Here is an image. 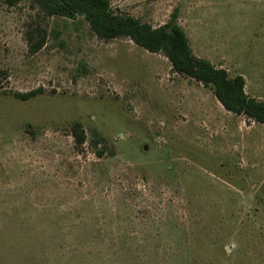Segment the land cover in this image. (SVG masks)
<instances>
[{
	"label": "rangeland",
	"instance_id": "374dc122",
	"mask_svg": "<svg viewBox=\"0 0 264 264\" xmlns=\"http://www.w3.org/2000/svg\"><path fill=\"white\" fill-rule=\"evenodd\" d=\"M108 1L176 23L195 56L264 100L250 15L264 0ZM36 25L45 44L30 53ZM0 264H264V123L162 52L0 0Z\"/></svg>",
	"mask_w": 264,
	"mask_h": 264
},
{
	"label": "trees",
	"instance_id": "16d2710c",
	"mask_svg": "<svg viewBox=\"0 0 264 264\" xmlns=\"http://www.w3.org/2000/svg\"><path fill=\"white\" fill-rule=\"evenodd\" d=\"M3 1L8 6L27 1L37 8L44 18L58 16L74 19L80 15L101 38L128 37L149 52H162L170 61L174 72L211 86L214 96L227 111L243 114L255 122L264 123V100H256L244 92L241 76L229 78L224 69L195 56L185 33L176 23L153 28L130 15L115 13L108 0ZM45 38V29L42 26L29 27L26 34L28 51L35 53L40 50L45 44ZM72 133L77 144L84 141L80 125L75 124Z\"/></svg>",
	"mask_w": 264,
	"mask_h": 264
},
{
	"label": "crops",
	"instance_id": "0c3cea01",
	"mask_svg": "<svg viewBox=\"0 0 264 264\" xmlns=\"http://www.w3.org/2000/svg\"><path fill=\"white\" fill-rule=\"evenodd\" d=\"M250 15H255V16H258V17L261 16L262 18H261V20H259V22H260V24H262V27L264 29V20H262V19H264V8L255 9V14L251 13ZM261 36H263V39H264V34L263 33H261ZM241 77L243 78L242 75H241ZM255 80H256V85H257L258 88L260 86H262L264 88V68H263V74H260V73H258V71H256ZM244 81H249V78L246 77Z\"/></svg>",
	"mask_w": 264,
	"mask_h": 264
}]
</instances>
